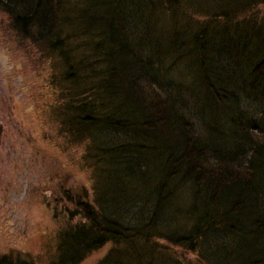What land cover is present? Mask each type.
<instances>
[{
    "label": "trees",
    "instance_id": "1",
    "mask_svg": "<svg viewBox=\"0 0 264 264\" xmlns=\"http://www.w3.org/2000/svg\"><path fill=\"white\" fill-rule=\"evenodd\" d=\"M262 3L0 0L18 34L59 56L65 131L88 143L92 197L65 196L52 264L105 243L99 264H186L169 246L264 264Z\"/></svg>",
    "mask_w": 264,
    "mask_h": 264
},
{
    "label": "rangeland",
    "instance_id": "2",
    "mask_svg": "<svg viewBox=\"0 0 264 264\" xmlns=\"http://www.w3.org/2000/svg\"><path fill=\"white\" fill-rule=\"evenodd\" d=\"M257 10L264 12V3ZM35 34H18L0 9V255L52 264L56 231L72 210L65 196L84 192L90 200L93 174L87 141L63 125L72 91L60 87V58ZM110 247L79 264H99ZM169 249L186 264H201L194 253Z\"/></svg>",
    "mask_w": 264,
    "mask_h": 264
},
{
    "label": "flooded vegetation",
    "instance_id": "3",
    "mask_svg": "<svg viewBox=\"0 0 264 264\" xmlns=\"http://www.w3.org/2000/svg\"><path fill=\"white\" fill-rule=\"evenodd\" d=\"M4 79L3 78H1V74H0V86L2 87V81H3ZM23 160H28V158H25V159H23ZM25 170H26V168H25ZM26 183V181L23 183V186H24V184Z\"/></svg>",
    "mask_w": 264,
    "mask_h": 264
}]
</instances>
